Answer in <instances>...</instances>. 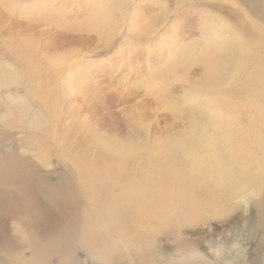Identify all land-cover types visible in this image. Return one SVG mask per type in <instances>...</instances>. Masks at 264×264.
I'll return each mask as SVG.
<instances>
[{
	"label": "bare ground",
	"instance_id": "bare-ground-1",
	"mask_svg": "<svg viewBox=\"0 0 264 264\" xmlns=\"http://www.w3.org/2000/svg\"><path fill=\"white\" fill-rule=\"evenodd\" d=\"M245 1L263 23L244 27L250 38L242 48L234 41L231 46L224 44L229 48L233 45L230 54L236 60L225 52L232 58L224 61L227 57L222 55L223 50L219 59L211 56L197 60L203 63L201 85L212 95L227 84L236 92L244 89L237 78L244 70L252 71L248 76L257 91L243 102L233 96L226 112L217 107V99L211 95L204 106L208 123L201 127L194 124L192 120L197 119L192 110L190 126L170 137L166 111L177 121L182 120V109L163 103L158 91L167 76L138 66L139 73L129 80V84L135 83L133 86L127 84L123 91L116 89L109 94L118 116L105 118L98 112L99 105H91L90 98L99 95L94 86L100 73L90 72L89 67L97 68L102 63L94 55L76 51L57 55L61 48L50 38L54 26L47 29L40 22L34 23L42 10L32 15L16 2L10 6V0H0V20L8 23L12 35H18V41L11 40L7 46L27 68L21 73L27 79L24 84L13 67L0 63V90L7 88L11 93L12 85H26L39 102L36 114L23 109L17 111V120L16 105L11 104L15 98L8 96L12 101L4 112L5 100L0 97V112H4L0 119V264H113L121 250L129 256H144L154 249L159 229L175 222L179 225L182 215H187L183 220L188 221V214L196 215L202 208L220 203L228 212L234 209L228 203L241 197L244 200L250 193L259 196L260 190L256 194L251 191V183L264 175L259 161L253 160L264 157V0ZM25 20L29 25L23 24ZM71 33L77 35L71 40L86 43L82 32L71 29ZM224 45L215 41L211 46L219 49ZM41 51L45 53L39 59ZM236 52L244 57L237 59ZM186 78L190 82L191 77ZM192 84L198 86V82ZM152 93L159 105L154 110L146 104ZM13 94L19 98L17 90ZM202 97L200 103L205 101ZM72 99H82L85 107L72 106ZM189 101L195 104L197 98L191 95ZM244 115L250 121L245 127ZM21 134L15 146L14 140ZM250 141H254L257 152L249 148ZM52 157L65 161L71 169L70 178L50 171ZM185 178L212 182L215 198L198 200V188L186 186Z\"/></svg>",
	"mask_w": 264,
	"mask_h": 264
},
{
	"label": "rangeland",
	"instance_id": "rangeland-1",
	"mask_svg": "<svg viewBox=\"0 0 264 264\" xmlns=\"http://www.w3.org/2000/svg\"><path fill=\"white\" fill-rule=\"evenodd\" d=\"M13 2L24 6L28 11L32 12V15H36V10H42L40 16L36 15L34 18L35 20L39 18L34 23L39 24L40 22V25H43L47 29H51L54 26L52 28L53 31L50 33L52 34L50 38L61 48L57 52V55L76 51L83 55H94V58L102 63L99 66L100 69L98 66L97 68L95 66L89 67L91 69H89L90 72L94 70V73H100L98 84L94 86L97 87L96 91L99 92V95L93 96L91 93L89 95L93 96L90 97L93 98L91 105L95 107L99 105L98 112L105 118L111 114L118 116L117 109L112 108L109 94L117 90L123 91L126 89L129 80L139 73L138 66L140 69L146 66L147 70L154 74L161 73L167 76V81L162 85V91L158 92L163 99V103L175 104L176 107L182 109V120L177 119V121L172 117L171 113L166 111V126L169 128V136L172 135L170 137H173L180 128L184 133L187 126H190L191 118H193L192 110H195L197 119V121L192 120L193 123L199 127L206 125L208 120L204 119L206 117V107L204 108V106L207 100L209 101L216 97L217 107L221 111H228L227 106L232 102L233 96H238L239 100L243 102L245 97L254 94L258 89L249 80L248 74L250 75L252 71L247 72L244 70L237 78L245 90L240 89L237 93L230 90V86L227 84L228 86H222L223 89L214 92L212 95V92L208 88L201 85L204 81V70L201 67L203 63L200 65L197 60L199 57L210 58L211 56H213L211 58L217 57L219 59L220 53L223 51L222 55H226L224 53L228 52V55H233V59L236 60V57L234 58L235 55L230 54L233 45L230 49L224 44L229 45L234 41V44H239L240 48H242L243 42L247 43L250 38L245 34L244 27H253V23H263L258 15L252 13L254 10H250L249 4L245 0H10L9 5L13 4ZM44 15H46V19H44ZM26 23V20L23 21L25 26L29 25H26ZM7 25V22L0 20V63L10 68L13 67L12 69L16 71V74L21 75L22 83L26 84L27 79L22 74L26 72L27 68L24 64H21V60L14 53L15 51L10 50L7 46L8 43L12 42L11 40L18 41V35H12ZM54 28L56 31H54ZM71 29L74 32H82L87 37L84 45L82 41L71 40L72 35L77 37L75 33H71ZM40 31H42V28H40ZM65 36V40L68 39V45L67 41L63 40ZM215 41L222 43L224 47H219L220 50L216 47L219 51L212 48L211 45ZM208 45L209 47L211 46L212 50L214 49L213 51L210 49L212 52L207 48ZM225 47H228L229 49L227 50L229 51H225ZM238 51L240 52V50ZM44 53L41 51L39 59L42 58L40 55L42 56ZM236 55L237 59H240L243 53L240 56L236 52ZM222 57L226 58L227 55L226 57ZM222 57L221 59H223ZM262 57L264 60V52H262ZM231 58L228 56L223 60L230 62ZM263 67L264 61L262 62ZM228 75L227 77H229ZM186 77H191L192 81H185ZM177 79L180 80L178 81ZM192 82H198V86L194 87ZM248 83L254 84V86L245 87ZM130 84L133 86L135 83ZM25 86L22 84L12 85L13 91L10 88L11 93L8 92L7 88L0 90V97L5 100V105L2 108L4 112L6 108L8 109V103L12 101L8 96L15 98V102L13 101L11 104L16 105L14 117L17 120L20 118V115H17V111L24 109L26 113L30 112L31 115L36 114V107L39 105V102L33 99L32 93ZM16 90L18 91L19 98L13 94ZM22 94H24V97ZM152 94L154 95V93ZM191 95L197 98L196 105L192 101H189ZM201 97V101L203 99L205 101L200 103L199 98ZM220 98L221 101H219ZM19 100L21 104L18 103ZM147 100L146 104L150 109L159 108V105H156L157 98L155 99V95L149 97ZM158 101L161 100L158 98ZM70 102L72 106L85 107L83 106L84 101L82 102V99L78 101L72 99ZM154 103L155 106H152ZM3 111L0 112V119L4 114ZM246 117L247 115L242 117L244 127L250 124L249 117ZM173 128L176 130H173ZM21 137H23L22 134L16 137L14 140L15 146L19 145L18 139L20 140ZM248 144L249 148L251 147L253 151L257 150L254 141H250ZM52 159L54 164L50 171L70 178L68 171H71V169L65 161L62 159L57 160L55 157H52ZM253 160L255 162L259 161L258 164L261 170H264V157ZM252 167H256L255 163L252 164ZM183 183L187 184L186 186L192 185L195 186V189L198 188L196 190L198 200H201V198L207 200L211 196H214V198L216 196L215 187L212 186V182L206 179L204 181L202 179L195 181L192 178H185ZM252 183L251 191H254L256 194L260 190L259 196H254L250 193L247 197H244V200L241 197L238 202L235 200L228 203L227 205L234 206V209L228 212H226L225 204L220 203L210 209L202 208L201 211L196 212V215L193 214L192 216V213L188 214L191 215L188 221L183 220L187 215H182L183 218L179 221V225H176L175 222L159 229V234L156 236L155 246L151 253H145L144 256L134 253L130 257L129 254L121 250L116 253L118 256L115 255L113 264H263L264 212H261V209L264 206V175L260 179H256L255 183ZM195 184L200 186L196 187ZM177 226H181L182 228L179 230Z\"/></svg>",
	"mask_w": 264,
	"mask_h": 264
}]
</instances>
